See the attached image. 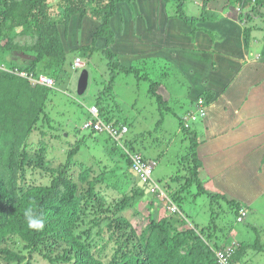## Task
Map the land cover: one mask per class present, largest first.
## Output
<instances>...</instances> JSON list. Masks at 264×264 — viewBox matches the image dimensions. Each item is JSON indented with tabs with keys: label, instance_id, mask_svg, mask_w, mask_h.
Segmentation results:
<instances>
[{
	"label": "trees",
	"instance_id": "1",
	"mask_svg": "<svg viewBox=\"0 0 264 264\" xmlns=\"http://www.w3.org/2000/svg\"><path fill=\"white\" fill-rule=\"evenodd\" d=\"M170 1L176 4L175 16L192 31L201 27L197 26L200 22L217 19L209 17L208 0L196 15L184 11L186 0ZM140 2L0 0V65L14 69L12 72L0 69V264H36L38 259L46 264H221L215 251L232 242L236 249L230 264H245L243 255L249 250L258 251L255 250L259 248L258 240L248 243L241 238L234 242L225 237L228 230H216V224L200 231L186 225V215L181 209L185 199L182 192L188 193L193 182L198 185L196 193L205 194L211 203L223 200L234 212L236 221L243 206L204 188L199 175L197 138L189 131L190 149L182 155V163L178 158V163L190 170V180L185 186L178 175L166 178L164 185L153 176L141 180L129 167L125 151L107 135L102 140L112 142L107 154L126 167L111 174L106 167L96 171L93 165L76 158L86 137L96 139L104 132L88 130L87 136L75 137L71 143V135H77L80 129L86 131L83 123L87 120L80 129H65L67 122L62 119L65 111L55 105L52 96L69 92L71 71L78 69L76 57L90 58L100 52L111 69V80L103 81L93 105L104 121L127 125L110 110L115 107L110 104L111 100L114 103L111 90L113 74H117L119 65L112 50L115 34L111 20L122 7ZM228 5L239 9L237 18L248 42L254 28L253 18L264 16V0H225L224 6ZM86 18L97 23L88 32L87 42L79 39L69 42L75 32L82 31ZM70 54L73 57L69 58ZM19 71L26 72L27 77H21ZM125 71L149 82V96L158 107L163 105L162 96L157 93L161 81L151 80L141 68L131 66ZM40 75L52 79V85L33 81ZM202 95L210 100L205 93ZM85 110L87 114L86 107ZM36 131L39 137L34 142ZM148 134L127 136L125 140L127 150L140 153L145 162L155 156L150 154L153 148L146 144ZM50 137L60 144L49 143L46 139ZM170 182L177 183L178 188L171 189ZM154 185H159L174 203V213L157 219L148 211L153 210V201L163 204V199L152 191ZM104 188H112L117 197L109 200ZM140 202L147 206L146 215L137 208ZM29 208L43 219L42 228L28 227L24 212ZM137 216H142L141 222L134 221ZM218 229L223 234L218 235Z\"/></svg>",
	"mask_w": 264,
	"mask_h": 264
},
{
	"label": "crops",
	"instance_id": "2",
	"mask_svg": "<svg viewBox=\"0 0 264 264\" xmlns=\"http://www.w3.org/2000/svg\"><path fill=\"white\" fill-rule=\"evenodd\" d=\"M164 2L141 0L139 4L126 5L116 12L111 20L115 34L112 50L117 53L115 57L120 63L128 60L121 47L128 34L140 41L147 32V37L157 35L163 25L162 16L168 17ZM224 8L222 0H215V5L208 2L209 17L217 16V19L198 23L201 27L196 31L183 26L180 52L168 55L172 60L159 48L156 53L164 55L163 59L150 57L148 64H144L148 57L140 59L144 71L150 76H158L161 81L157 93L164 101L177 98L173 96L177 81L168 84L162 78L165 69L176 77V68L181 74L191 76L181 104L188 103V109H194V101L187 96L192 90L197 96L205 93L210 97L207 115L201 121L204 123L193 125L198 142L197 157L201 161L199 175L204 188L240 203L260 217L264 216V27L251 22L255 28L252 32L256 31L254 35L251 32L249 41L255 42L260 49L254 55L247 50V44L244 47L241 43L243 24L236 13L230 11L233 15L229 18ZM85 22L82 31H77L76 37L72 35L69 42L77 39L87 42L88 32L97 23L89 18ZM163 34L161 28V39ZM186 49L193 50V54L181 53ZM177 133H181L179 128ZM248 258L249 251L242 257L245 264H248Z\"/></svg>",
	"mask_w": 264,
	"mask_h": 264
},
{
	"label": "rangeland",
	"instance_id": "3",
	"mask_svg": "<svg viewBox=\"0 0 264 264\" xmlns=\"http://www.w3.org/2000/svg\"><path fill=\"white\" fill-rule=\"evenodd\" d=\"M208 2H210V5H215V0H208ZM223 2L225 3V0H223ZM201 3L202 0H186L184 11L188 14L196 15V11L200 9ZM203 6L204 5H202V7ZM164 7L168 17L164 19L162 16L163 25L162 27H159L156 36L147 37L149 34L147 32L146 37L140 41L133 39V37L128 34L127 38L121 43V47L127 54L128 60H126L127 62L120 63L118 65L117 74L115 72L113 74L115 77L113 88L111 90V98H114V103L113 100H111L110 104L111 106L114 104L116 108L112 107L110 110L114 116L119 118L121 121H125L129 126V131L126 134L128 137L149 132L147 135L148 139L146 144L147 146L153 148L150 150V154L155 155L152 157L150 156V159H154L159 155V157L156 159L158 165L155 167V170L152 173V176L156 179V181H160L161 185H164L166 178L178 175L183 178L182 185L185 186L186 181L190 180L191 174L189 172L190 170L185 169L178 163V158L179 162L182 163V155L188 153L190 149L189 145H191L192 142L188 133L190 132V134L194 136V132L192 130L189 132L185 131L187 135L184 132L177 133L179 126L176 115L179 113L184 114L185 112L189 111V104H181V100L183 99V96L186 97L185 93L188 90L187 87L191 76L181 74L180 70L175 67L177 70L175 77L173 72L163 68L165 69V72L162 74L164 81L168 82V84H173V81H177L176 91L173 92V96H176L177 98L173 99L172 101L167 100L168 103H163L165 107L164 108L163 106L158 107V105L153 102V98L149 96V82L136 77L133 72L126 73L125 71L126 67L131 66L141 68L143 70L140 59L142 57H148L145 60V63L143 62L144 64L149 63V60H151L150 57L163 59L164 55L157 54L156 48H159V51L164 50V52H166L165 56L171 60L172 58L168 55H174L177 52H180L179 43L183 39L182 31L185 30L186 26H190L182 19L175 16L176 4L173 1L169 0L164 2ZM234 7L235 6L233 5H228V7L223 9L226 10L227 17L232 18L233 14L231 15L230 11L237 13V9ZM145 21L146 20L144 19V22ZM253 22H255L256 26L264 27V16L262 17V21L260 20V17H254ZM178 23L181 24L179 25L180 27L174 26L178 25ZM149 27H151V24ZM161 28L164 33L162 35V39L159 37V31ZM136 31H138V27H136ZM255 31L252 32V35L255 34ZM76 35L77 32L73 34L75 37ZM211 37L213 38V36ZM241 43L244 47L245 44H247L249 47L247 50L252 51L254 55L256 52L260 51L259 45H257L255 42L251 40L246 42L244 33L242 34ZM181 53L186 55L193 54V50L186 49ZM115 54L117 55V53ZM215 55L217 56L216 53ZM71 57H73V54L69 55V58ZM81 60L84 63V67L71 71L72 74L69 92L67 94L59 92L52 96L55 105L65 111L63 113L62 119L64 122H67V126L64 128L69 130H74L75 127L77 129L81 128V125L85 119V107H89L95 103V95L102 88L103 81L110 82L111 80V69L107 68L106 60L100 52L93 53L90 58L81 57ZM82 69H86L88 71V84L85 92L82 95H77L76 85ZM3 71L12 72L13 70L11 67H6L3 65ZM149 77L153 81L158 80V76L149 75ZM187 96H189L190 101L193 102L197 99V92L192 90L187 94ZM203 123L204 122L201 121L200 123L198 122L199 125H202ZM87 135L88 131L80 129L77 135H71L73 138L71 143L75 141V137L80 139L82 136ZM37 137H39L38 131L34 133V142L36 141ZM105 137L106 135L104 134H100L96 137V139H92V137H86L85 141L81 145L80 153L76 156V158L80 162H83L87 165H93L96 171L99 170V167H106L112 172L111 174H114L117 170L126 167V164L121 163L119 159H116L114 162V159L109 157L107 154V148L112 142L110 140L102 142ZM46 140L49 143L60 144L59 140H55L51 137L47 138ZM63 140L64 142L67 141L65 137H63ZM65 144L68 145L67 143ZM99 161H102L103 164L101 165ZM183 162H186V160H183ZM156 173H159V175ZM113 178L114 176H111L110 180ZM202 184L204 183L202 182ZM169 185L171 189L178 188V184L175 182H170ZM190 185L192 186L188 189V193L186 190H183L182 192V194L185 196V199L181 204V209L186 215V225L190 227H196V229L200 231L209 224H216V230L217 228H221L222 232H226L227 229L228 233L226 232L225 237L229 238L230 240L232 239L235 242L241 238H243L248 243H253L254 241L256 242V240H258L259 248L255 249L258 250V252L249 250L248 264H264V216L259 217L255 211L253 212L248 210L244 220L242 222H237L234 212L229 209L225 202L213 204L211 203L212 200L207 198L205 194L196 193V190L198 191V185L196 182H193ZM103 193L109 200L117 197L116 192L112 188H104ZM163 193L165 194L164 191ZM153 203L154 208L157 209V212L154 211L153 206V210L149 209L148 211L155 214L157 219L171 214L170 212L173 213V211L170 209L167 199H163L162 205H160L158 201H153ZM137 208L139 210H143L144 215H146L147 206L144 202L138 203ZM262 213H264V210H262ZM212 214L214 218H212ZM134 221L141 222L142 216L134 217ZM221 229H218V235L223 234ZM36 264H46V261L38 259Z\"/></svg>",
	"mask_w": 264,
	"mask_h": 264
},
{
	"label": "built area",
	"instance_id": "4",
	"mask_svg": "<svg viewBox=\"0 0 264 264\" xmlns=\"http://www.w3.org/2000/svg\"><path fill=\"white\" fill-rule=\"evenodd\" d=\"M78 63L79 61L76 60V65ZM1 68H3V65H0V69ZM19 74L21 76L27 77V74L25 72H21ZM33 81L47 85H52L53 83L52 79L44 75H40ZM198 103H199L198 115L202 116L204 115V107L202 105L203 101L199 100ZM90 113H91V118L88 119L83 124L84 129L104 131L116 140H118L127 131V127L124 125L115 126L114 124L111 123H104L102 120L99 119L98 110L95 107L90 108ZM196 118H197L196 114L190 116L191 120H195ZM129 159L131 162V167L133 168L135 174L141 178V180L147 181L148 179H150V176L152 175L153 172V168L155 166V162H150V161L145 162L142 156L138 153H129ZM152 191L158 192L160 195H164L160 191L157 185L156 186L154 185L152 187ZM170 209L172 211H175V206L171 205ZM244 215H245V209L242 208L239 211V216L237 220L241 221ZM233 253H234V248L232 246L223 249H217L215 251V255L221 264H230V257L232 256Z\"/></svg>",
	"mask_w": 264,
	"mask_h": 264
},
{
	"label": "clouds",
	"instance_id": "5",
	"mask_svg": "<svg viewBox=\"0 0 264 264\" xmlns=\"http://www.w3.org/2000/svg\"><path fill=\"white\" fill-rule=\"evenodd\" d=\"M206 1L207 0H202V3L200 4V8L202 7V5H204V3H206ZM222 2H223V0H222ZM208 3V2H207ZM207 5V4H206ZM223 5H224V2H223ZM226 7H228V6H226ZM237 9V8H236ZM198 11V10H197ZM238 13H239V9H237V13H236V17L238 16ZM238 19V18H237ZM238 21H239V19H238ZM240 22V21H239ZM241 23V22H240ZM242 24V23H241ZM115 54V53H114ZM117 59V58H116ZM76 60H78L79 61V63L76 65L75 64V66L77 67V68H83L84 67V63L82 62V60H81V58L80 57H76ZM117 61L119 62V60L117 59ZM119 64H120V62H119ZM2 65H4V64H2ZM3 69V68H2ZM12 70H14V69H12ZM15 71H17L16 69H15ZM21 72H24V71H19L18 72V74L19 73H21ZM26 73V72H25ZM20 75V74H19ZM21 76V75H20ZM21 77H24V76H21ZM88 84V83H87ZM87 87V86H86ZM86 90V89H85ZM85 90H84V92H85ZM83 92V93H84ZM82 93V94H83ZM82 94H80V95H82ZM202 94H204V93H202ZM202 94H200L199 96H197V99L194 101V109H191V110H189V111H187V112H185L184 114H181V113H179L178 115H176V118H177V122H178V125H179V131L180 132H184L185 133V131L187 132V131H190V130H192L193 131V125L195 124V123H197V122H199V121H202L205 117H206V115H207V110H208V104H209V101H207L204 97H203V95ZM77 95H79V94H77ZM199 100H202L203 101V107H204V115H198V109H199V103H198V101ZM163 102L164 103H168V102H166V101H164L163 100ZM161 106H163L164 107V104L163 105H161ZM91 107H95V108H97L95 105H90L89 107H86L87 109H88V113L87 114H85L84 115V120H88V119H90L91 118V113H90V108ZM168 107V106H167ZM165 108V107H164ZM97 110H98V108H97ZM193 114H196L197 115V118L195 119V120H191L190 119V116L191 115H193ZM87 115H88V118H86L87 117ZM98 117H99V119L100 120H102L104 123H111V122H106V121H104L102 118H100V116H99V111H98ZM85 123V122H84ZM83 123V124H84ZM186 123H187V125H186ZM111 124H113V123H111ZM121 125H124V124H121ZM116 126V125H115ZM117 126H120V125H117ZM124 126H126L127 127V131L118 139V140H116V139H114V138H112L108 133H106V132H104V131H97V130H93L94 132H97L98 134L99 133H102V132H104V134L105 135H107V136H109L110 137V139H111V141H113L122 151H125L124 153H126L127 154V156H128V159H129V153H138V152H131V151H129V150H127V147L125 146V140H126V137H127V132L129 131V128H128V125H124ZM86 131H88V129H86ZM186 135H187V133H185ZM189 134V133H188ZM195 135V134H194ZM138 154H140V153H138ZM141 155V154H140ZM150 162H155V166H154V168H153V171H154V169H155V167L158 165V162H157V160H155V159H151V160H149ZM129 167L132 169V171L134 172V170H133V168L131 167V162H130V159H129ZM135 173V172H134ZM153 173V172H152ZM136 175V174H135ZM137 176V175H136ZM152 176V175H151ZM158 187H159V185H158ZM159 189H160V187H159ZM160 191L163 193V190L162 189H160ZM154 194H156L157 196H159L161 199H167L168 200V204L171 206V205H174V203L169 199V197L167 196V195H165L164 193V195H160L158 192H154ZM245 209V215L243 216V218L241 219V221H238L237 220V222H242L243 220H244V218L246 217V213H247V209H246V207L245 206H242L241 207V209ZM175 211H173V213H174ZM238 216H239V214H238ZM238 216H237V218H238ZM24 217H25V220H26V222H27V224H28V227L29 228H42L43 227V224H44V221H43V219L33 210V209H31V208H29V209H26L25 210V212H24ZM186 221V220H185ZM190 225V224H189ZM192 228H194V227H192ZM195 230V229H194ZM235 242V241H234ZM230 246H232L233 248H234V246H233V242L231 243V245ZM229 247V246H228ZM235 249L236 248H234V252H235Z\"/></svg>",
	"mask_w": 264,
	"mask_h": 264
},
{
	"label": "water",
	"instance_id": "6",
	"mask_svg": "<svg viewBox=\"0 0 264 264\" xmlns=\"http://www.w3.org/2000/svg\"><path fill=\"white\" fill-rule=\"evenodd\" d=\"M88 83V71L86 69H82L79 77H78V82L76 86V91L77 94H82L84 90L86 89Z\"/></svg>",
	"mask_w": 264,
	"mask_h": 264
}]
</instances>
